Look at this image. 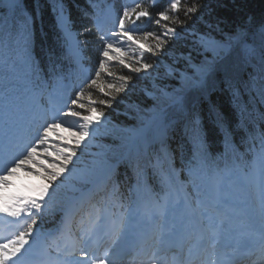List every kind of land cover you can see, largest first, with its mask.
Segmentation results:
<instances>
[{
    "label": "snow or ice",
    "instance_id": "1",
    "mask_svg": "<svg viewBox=\"0 0 264 264\" xmlns=\"http://www.w3.org/2000/svg\"><path fill=\"white\" fill-rule=\"evenodd\" d=\"M208 9L0 0V264H46L86 206L58 264H238L254 237L264 257V15Z\"/></svg>",
    "mask_w": 264,
    "mask_h": 264
},
{
    "label": "trees",
    "instance_id": "2",
    "mask_svg": "<svg viewBox=\"0 0 264 264\" xmlns=\"http://www.w3.org/2000/svg\"><path fill=\"white\" fill-rule=\"evenodd\" d=\"M190 2V0H184V3L187 4ZM202 3H206L209 5L208 11H211L213 15L220 16L225 20V24L228 27H231L235 23H241L247 16H255L256 18H259L261 15H264V0H201ZM191 23V22H189ZM145 59L149 63L155 64L157 61V58L146 56ZM111 71L113 73H121L120 66L117 64H114L113 66H108L105 70V75L102 76V79L105 80L106 83H112L116 82L118 79L114 76H108L107 73ZM123 74H129L126 71ZM155 75V73H153ZM143 76V74H141ZM117 84V82H116ZM119 84V82H118ZM146 86L145 81L141 78L139 80L135 81L134 89L132 92L129 93L130 99H136L139 97L141 89H143ZM150 87V83L147 85ZM97 99H100L98 94H95ZM87 99V98H85ZM114 109L116 110H122L123 105H114ZM106 111H108L106 109ZM117 119H124V117H115ZM130 120L131 117H128ZM222 150V149H220ZM133 182L131 174L126 173L123 168H121L119 177H118V183L120 186V191L122 193H127L129 185ZM111 188V185H109V189ZM103 193L98 194L97 196H103ZM96 196V197H97ZM95 197V200L97 199ZM97 201V200H96ZM85 212H87V206L85 207Z\"/></svg>",
    "mask_w": 264,
    "mask_h": 264
},
{
    "label": "rangeland",
    "instance_id": "3",
    "mask_svg": "<svg viewBox=\"0 0 264 264\" xmlns=\"http://www.w3.org/2000/svg\"><path fill=\"white\" fill-rule=\"evenodd\" d=\"M148 1V4L150 5L152 0H142L143 3L147 2ZM123 3H126V4H129L131 5L133 3V0H125V2ZM119 65V64H118ZM117 84L118 82L120 83L119 80L116 81ZM116 82H112L113 84H116ZM68 123H73L72 121H68ZM57 132L59 133L60 136H64V137H69L70 133L67 132V131H64L63 129H58ZM53 138H56V134L53 133L52 134ZM29 181H32V182H36V178L34 176H28L26 175L23 171L19 172L18 173V177H17V183H26V182H29ZM74 219V218H73ZM81 220V219H79ZM71 230L69 231L68 234H65L64 238L61 239L58 243L56 242V244H53L51 243V247H50V251H52L54 254L56 252V248L65 243V242H68L69 240H72L76 235L79 234V230H76L73 223L71 222V225L69 227ZM48 263L47 264H55V262H57V259L56 258H53L48 255ZM54 260V261H53Z\"/></svg>",
    "mask_w": 264,
    "mask_h": 264
}]
</instances>
